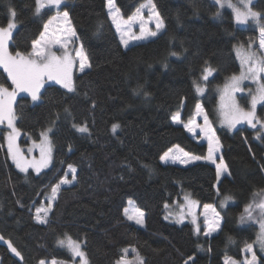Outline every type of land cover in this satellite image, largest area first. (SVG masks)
Wrapping results in <instances>:
<instances>
[{
    "label": "trees",
    "instance_id": "16d2710c",
    "mask_svg": "<svg viewBox=\"0 0 264 264\" xmlns=\"http://www.w3.org/2000/svg\"><path fill=\"white\" fill-rule=\"evenodd\" d=\"M144 1L114 0L125 17ZM153 2L164 29L124 46L107 0H65L59 10L46 6L39 14L35 0H0V27L11 19L10 9L16 12L13 54L31 53L51 15L66 10L91 64L84 72L75 71L74 91L50 82L38 101L27 94L16 99L22 140L28 141L26 134L38 139L51 128L54 156L48 168L19 170L8 156L5 128L0 127V234L22 255L19 261L0 244V264H73L72 253L58 243L65 235L82 243L89 264H117L122 255L139 264L137 254L143 264H225L226 254L241 256L256 238L257 226L241 225L239 217L264 189V101L257 107L259 126L240 125L232 131L217 126L220 155L228 168L219 181L213 162L181 165L163 163L160 157L175 144L205 156L207 144L171 117L180 110L183 120L190 119L202 101L216 121L219 87L240 70L235 45L257 39L259 29L237 25L229 9L216 18L219 6L212 0ZM252 7L264 28V0H255ZM208 66L213 75L199 95L194 83ZM0 85L13 88L3 68ZM240 98L248 107L246 95ZM113 124L119 125L115 132ZM78 125L88 131L80 132ZM70 164L76 179L59 189L46 216L40 213L47 223L38 222L37 209L47 203L46 195ZM182 190L216 208L226 196L234 198L223 210L218 231L206 236L191 222L165 218ZM129 200L145 211L142 225L126 218Z\"/></svg>",
    "mask_w": 264,
    "mask_h": 264
},
{
    "label": "snow or ice",
    "instance_id": "6c2138e0",
    "mask_svg": "<svg viewBox=\"0 0 264 264\" xmlns=\"http://www.w3.org/2000/svg\"><path fill=\"white\" fill-rule=\"evenodd\" d=\"M36 8L35 13L39 14L42 9L46 6H60L62 4V0H35ZM216 3L221 7L225 5L231 7L235 10L236 19L237 21H244L250 16L252 18L260 17V13L252 12L250 7H248V3L246 0H241V3L244 5L246 11L241 12L240 9H237L235 5L231 3V0H216ZM149 4L151 5V16L149 19H155L156 21V30L152 31L144 26L142 23L141 25V34L139 36H131L130 39L133 40H142L147 39L149 37H155L158 33L164 29V21L161 18L158 11H156V5L149 0ZM107 5L109 8V15L112 17L114 23H116L117 30L121 32V40L127 46L128 40L124 39L126 33L123 32L121 29V25L119 23V12L118 8L114 7V0H107ZM148 5H142L140 9L136 10V13L128 18V21H124L125 24L128 25L129 31H131V22L135 21L136 19H143L141 16V9L147 7ZM10 11V16L12 19L9 20L6 27H0V65H3L5 71L8 73V76L11 78L12 83L15 85V89L9 92L7 88L3 85H0V123H3L7 120L8 127L12 129V131L8 134V142H9V151L12 153V158L16 162V166L20 168L22 171H27L29 164L36 169L37 172L41 170L42 167L47 166V160L50 158L51 148L50 142L47 140V133H42L45 142L39 145L41 149V160L40 161H31L27 162L24 161L22 157L19 156L18 150L13 151V145L15 141L16 135H18V130L14 126V120L16 119L15 114L13 112L11 101L16 95V89L21 91H29L32 94V99L37 100L39 89L41 87L42 78L47 76L48 79H55L59 83L63 84L65 88L69 91H74V85L71 78V67L73 64V58L68 54L65 50L63 56L56 55L55 52L51 50L50 45L60 43L59 39H50L47 36V32L49 29V25L52 24L54 20L61 19L67 24H69L68 32L72 35H75L74 31L70 27V21L68 20V12H63L62 17H53L48 21L47 24L44 25L45 32L41 33V37L39 40L33 41L32 45V52L29 54H24L19 51L12 55L8 52V42L12 37V30L16 28V24L14 22V18L16 16V12L12 9ZM55 34H53L54 36ZM261 41L260 46L264 49V29L261 30ZM66 49V45H61ZM77 57L80 59V71L84 72L86 68H91V64L88 63L87 56L83 53V51H78L76 53ZM173 55H176L173 53ZM237 56L241 60V74L239 76L233 75L229 84L225 86V95L222 96V101L227 97L229 100V113L227 114V123L229 127H235L237 123L241 120H246L250 125L253 127L256 124L253 122L255 119V108L257 104L261 101H264V83L260 82L262 75H264V54H258L252 51H246L244 49H240L237 51ZM211 69H205L206 75L203 79L207 80L208 75L210 74ZM245 79H251L258 83V88L256 90V94L252 95L251 99V107L252 111L245 112L243 109L239 108L236 104L233 93L236 91H240L239 88L240 83ZM198 91H203V89L197 88ZM197 110L201 111L200 105H197ZM174 120H178L179 116L176 115L173 117ZM205 122L207 124V117L205 116ZM258 123V121H257ZM119 127L118 124L112 125V131L115 132ZM189 131L193 129L188 125ZM80 132H87L88 129L86 126H82L78 129ZM213 135L209 136V152L208 156L204 157L203 159L211 160L215 163L214 152L218 150L219 141L215 140V145L213 146ZM172 149H169L165 152L160 159L162 161H167L170 157V153H172ZM182 151V150H181ZM184 159H180V157H172L173 159H180L181 163H188V160H198L201 157H188L187 153H184ZM68 170L72 174V180L76 179V168L73 165H68ZM227 171V166L224 165L223 159L221 158L220 164L216 165V175L217 180L219 181L221 175H223ZM71 183L70 180L67 179V174L65 177L60 181V183L52 186V199L56 198V195L60 189V184H69ZM230 199V197L226 198ZM223 203V202H222ZM211 205H205V208H211ZM257 207L264 213V202H261ZM251 206L246 208L247 218L251 219ZM51 210V202L46 209H37L36 219L40 223H47V220L44 216L40 215L43 212L46 216L47 212ZM214 211V209H213ZM125 215L129 220H135L137 224L142 225L144 223V213L139 209L136 210V213L129 214L127 209L125 210ZM216 219L208 221L206 219L207 225V233L210 234L211 232H215L220 228L219 222V213H215ZM245 216L241 217V221L245 220ZM199 232V227L197 226L196 229ZM0 239H3L0 236ZM59 244L65 245L67 244L68 248L72 251V253L81 258L82 264H88L87 258L85 253L81 250L80 244L76 241H73L71 237H66L65 240L58 241ZM255 243H258L261 250H264V223L261 224V232L257 236V240ZM9 247L13 252L16 253L17 256L20 253L16 250V248L11 246L9 242ZM253 248L252 244L246 245V249L251 251ZM133 251H135L133 249ZM123 252L127 254L128 249H124ZM191 259V258H189ZM137 260L139 264H143V259L140 258L137 254ZM255 261V254L253 253L252 261H247L246 264H254ZM40 264H46L44 260L40 261ZM51 264H56L55 261H52ZM117 264H132L131 261L126 259L125 255H122L120 260L117 261ZM187 264V262H185Z\"/></svg>",
    "mask_w": 264,
    "mask_h": 264
},
{
    "label": "rangeland",
    "instance_id": "374dc122",
    "mask_svg": "<svg viewBox=\"0 0 264 264\" xmlns=\"http://www.w3.org/2000/svg\"><path fill=\"white\" fill-rule=\"evenodd\" d=\"M212 1L216 2V0H212ZM254 1L255 0H246V3H248V7H250L252 12L259 13L258 11L253 9V7H252V3ZM64 2H65V0H62V4ZM151 2L154 3L153 0H151ZM231 3L233 5H235V7L237 9H240L241 12L246 11L244 5L241 3V0H231ZM142 5H148L147 7H144V8L141 9V16H142L143 19L142 20L141 19H136L135 21L131 22V31H129V27H128L127 24L124 23V21H128V18L133 16L136 13V10L140 9ZM60 6L51 5L50 7L55 8L56 10H59ZM218 6H219V11L215 14L216 18H219L221 16V13H222V11L224 9H229V10H231V12L233 14V17H234V21H235V23L237 25H239V26L254 25V26H256L259 29V35H258L257 39L251 40L248 44L240 43V44H236L235 45L234 49H235L236 56H237V51L240 50V49H244L246 51H252V52H255V53H258V54H264V49H262L261 46H260V41H261V38H262L261 37V30L264 29L263 25H262V22H261V14H260V17H258V18H252V17L249 16L247 18V20L237 21L236 13H235V10L233 8L228 7L226 5L224 7H221L220 5H218ZM114 7L118 8L115 5V2H114ZM136 10L128 17L123 16L121 14V12H119V17H120L119 23L121 25V29L123 30V32L126 33V35L124 36V39L128 40V45H130L132 43H135V42L144 41V40L152 38V37H149L147 39H142V40L130 39L131 36H139L141 34V25H142V23L144 24V26L146 28L151 29L152 31L156 30V21H155V19L154 18L153 19H149V17L151 16V5L149 4V0H145L144 2H142L136 8ZM65 11L66 10H64V11H56L53 15H51V17L48 19V21L50 19H52L53 17H62L63 12H65ZM156 11H158L157 8H156ZM11 19H12V17H11ZM111 19H112V17H111ZM68 20L70 21L71 29L74 31V28H73V25H72L71 20L69 18V15H68ZM48 21H47V23H48ZM14 22H15V19H14ZM112 22H113V20H112ZM113 24L115 25L116 30H117L116 23L113 22ZM68 28H69V24H67L63 20H61V19L54 20L52 22V24L49 25L47 36L50 39H59V41H60V43H56V44L50 45L51 50L53 52H55L56 55L63 56V54H64V52L66 50L68 52V54L73 58V64H72V67H71V70H70L71 71V78L73 79L75 71L81 72L80 71V59H79V57H77L76 53L78 51H81V50L83 51V53L85 55H86V53H85L82 45L79 43V41L76 40V38H75L76 34L72 35L71 33H69L68 32ZM14 30H15V28L12 30V33H13ZM43 32H45V29H44ZM117 32H118L120 41L122 42V40H121V32L118 31V30H117ZM74 33H75V31H74ZM53 34H55V35L53 36ZM40 37H41V34L36 40H39ZM10 40L8 42V52L11 53L12 55H15V54H13L11 52ZM62 44L66 45V49L64 47H61ZM122 44L124 46H126L123 42H122ZM237 59H238V61L240 63V70H239L238 73H236L234 75L239 76L241 74L242 68H241V60H240V58L238 56H237ZM87 60H88V57H87ZM88 63H89V60H88ZM0 68L4 69L3 65H0ZM205 69H211L212 70L210 72V74H207L208 75L207 80H208L209 77H211L213 75V69L211 67H209V66L206 67ZM7 75H8V73H7ZM205 75H206V73L204 71V73L201 75L200 79L196 80L195 83H194L196 92L199 95H203L205 93V91H206L207 80L203 79V77ZM232 76H230V78H228L227 81L219 87L218 100H217V106H216V119H217L216 121L211 119V117L208 115V113L205 110L204 105L202 104V101H199L196 104L193 116L190 119H188L186 121L183 120L180 110L176 111L171 117V120L174 123H180L184 127H185V125H188L189 127H191L193 129L192 131H189L188 127H185V129L195 139H197L199 142H205L207 144V152H206L205 156L192 153V152L184 149L182 146H180L178 144H175V145L171 146L170 148H168L166 150V152L169 149H172L173 151H172V153H170V157H169V159L167 161H162L161 160L163 163H177V164H181V165H187V164H190V163H193V162H196V161L207 160V159H203V158L208 156V152H209V139L208 138H209L210 135L214 134V136H213V146L217 147L215 145V140L219 141L218 150L214 152V158H215V163L214 164L215 165L220 164L221 158H222L221 155H220L221 142H220V139L218 137L217 126L224 127V128H226V129H228L230 131L234 130L235 128H237L240 125H248L250 127H253L246 120H241L239 123H237L235 125V127H229V124L227 123V114L230 111L229 107H228L229 100L227 99V97H225V99L222 101V96L225 95V86L230 83ZM9 79L11 80L10 77H9ZM11 82H12V80H11ZM50 82L57 83V84L61 85L62 87H64L63 84L59 83L57 80L48 79L47 76H44L42 78L41 87H40L39 93H38V97L39 98L37 100H34V101H38L40 99V93H41L44 85L46 83H50ZM260 82L264 83V75H262ZM198 87L200 89H203V91H198L197 90ZM5 88H7L9 90V92H11V91H13V89H15V85L13 84V88H8V87H5ZM239 88L241 89L240 91H236L235 93H233V96H234L236 104L239 106V108L243 109V111H245V112L252 111L251 99H252V95L256 94V90L258 88V83L256 81L251 80V79H245V80H243L240 83ZM21 94H27V95H29L32 98L31 92H29V91H21L19 89H16V95L11 101V106H12L13 112H14L15 117H16V119L14 120L13 123H14L15 128L18 130V135H16L15 141H14V145H13V151H17L18 150L19 156L22 157L24 161H27V162H31V161H34V160L35 161H40L41 160V149H40L39 145H41L42 143L45 142L44 137L42 136V133L46 132L47 133V140L50 142V145H46V147L50 146L51 153H50V158L47 160V166L46 167H42L41 170H40V171H42V170L48 168L51 165L52 160H53V156H54V147H53V143H52V139H51V128H47V129L43 130L41 132V134H40V137L38 139L32 138L31 135H29V134H26V137L28 138V141L25 142L24 140L21 139V137L23 136V133L17 127V116H16V113H15V110H14L16 99ZM244 94L247 97L246 101H248V107H245V105H244L243 101H245V99L240 98V95H244ZM262 102L263 101L259 102L257 104L256 108H255V119L253 121L256 124L255 127H257V126H259L261 124V122H260V120H259V118L257 116V107ZM197 105H200L201 111L197 110ZM176 115L179 116L178 120H174L173 119V117L176 116ZM205 116L207 117V124L205 122ZM257 121H258V123H257ZM82 126H85V125H78L77 127L79 129ZM0 127H4L5 128V134H6V136H5V148L7 150L9 158L16 165V162L12 158V153L9 151L8 134L12 131V129L8 127L7 120H5L3 123H0ZM184 153H187L188 157L195 156V157H201V159H198V160L189 159L188 163H181L180 159H184L185 158L184 157ZM172 157H180V159H173ZM208 161L213 162L211 160H208ZM223 163H224V165H226L224 159H223ZM18 169L21 170L20 168H18ZM30 169H32L35 172H37L36 169L31 166V164H29V166L27 168V171L30 170ZM27 171H22V172H27ZM227 173H228V168H227V171L223 175H221V177L224 176ZM66 174H67V179L70 180L71 183H72L74 181V180H72V174H71V172H69V170H67L66 173L64 174V176L61 177L54 185L60 183V181L65 177ZM221 177H220V179H221ZM63 185H68V184H60V188ZM228 197H230V199H226ZM180 198L181 199H179V203H177V205L168 207V209L166 208L165 213H164L165 218L168 219L171 222H176V223H179V224L187 222V221L191 222V223L194 224L195 229H197V226L199 227V232L198 233H200L202 231L203 235H206V236L211 235L213 233V232H211L210 234H206L207 233L206 219L208 221L214 220V219H216L215 213H219V222H220V227H221V224H222V221H223V210L226 208V206L228 204L234 202V198L232 196H226L225 198H223L221 200L218 208H216L215 204H213V203H206V204L201 205L186 190H182ZM46 199H47V203H45L44 206H41L39 209L48 208V205H49L50 202H51V206H52V204H53L55 199L54 200L52 199V191L51 190L46 195ZM261 202H264V189L258 191L257 199L256 200H252L250 203H248L245 206L244 211L242 212V214L239 217V223L241 225L255 224L257 226L256 238L253 241H251V242L246 244V245L252 244L253 245L252 250L251 251L247 250L246 249V245H245L243 247V249H242L241 256H235V255H232V254H226L224 256L225 264H246L247 261H252L253 253L255 254L254 264H259V260L262 257H264V250H261L259 244L255 243L256 240H257L258 234L261 232V224L264 223V213H262L261 210L257 207V205H259ZM205 205H211L212 207L206 209ZM249 206H251V209H250L251 213H252L251 219L247 218V213L245 211L246 208H248ZM126 209H127L129 214H133V215L136 213V210L139 209L140 211H142L144 213L143 219L145 220V211L143 209L139 208L134 203L133 200H129L128 204L124 208V214H125V210ZM213 209H214V211H213ZM242 216L246 217L243 222L241 221V217ZM126 218H127V216H126ZM130 221H135V220H130ZM66 237H70V236L65 235V236L61 237L60 240H65ZM71 239L73 241L78 242L80 244L81 250L84 252V250L82 248V243L79 240L73 239L72 237H71ZM62 246L66 247L72 253V251L68 248L67 244L62 245ZM72 255L76 259L73 264H82L80 257L75 256L73 253H72ZM51 262H47L46 261V264H51ZM88 264H89V262H88Z\"/></svg>",
    "mask_w": 264,
    "mask_h": 264
},
{
    "label": "water",
    "instance_id": "95a60500",
    "mask_svg": "<svg viewBox=\"0 0 264 264\" xmlns=\"http://www.w3.org/2000/svg\"><path fill=\"white\" fill-rule=\"evenodd\" d=\"M0 236L3 237V239H0V244L3 245L8 250L9 254L13 258H15V259H17L19 261H22V255H21V253L18 251V249L15 247V245L11 242V240H9L8 238H5L2 234H0ZM9 242L11 243V246L14 247V248H16V250L20 253L19 256H17L16 253L11 250V248L9 247Z\"/></svg>",
    "mask_w": 264,
    "mask_h": 264
}]
</instances>
